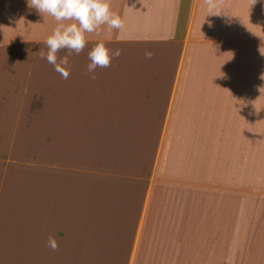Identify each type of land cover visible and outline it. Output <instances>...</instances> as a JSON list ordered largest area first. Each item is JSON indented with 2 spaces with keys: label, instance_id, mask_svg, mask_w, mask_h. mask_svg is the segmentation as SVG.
Returning a JSON list of instances; mask_svg holds the SVG:
<instances>
[{
  "label": "crops",
  "instance_id": "1",
  "mask_svg": "<svg viewBox=\"0 0 264 264\" xmlns=\"http://www.w3.org/2000/svg\"><path fill=\"white\" fill-rule=\"evenodd\" d=\"M108 2L64 79L57 21L0 0V264H264V0Z\"/></svg>",
  "mask_w": 264,
  "mask_h": 264
},
{
  "label": "clouds",
  "instance_id": "2",
  "mask_svg": "<svg viewBox=\"0 0 264 264\" xmlns=\"http://www.w3.org/2000/svg\"><path fill=\"white\" fill-rule=\"evenodd\" d=\"M29 4L35 7L39 13L52 16L57 25L52 33L46 38L47 53L41 52L54 70L64 79L69 77L68 56L73 52L80 53L86 45L85 33L96 32L99 34L100 26L107 25L109 30L117 32L124 30L123 19L111 11L108 0H28ZM211 6V5H210ZM73 20L77 23L65 24L63 21ZM60 49L67 50L68 55L57 62L56 53ZM121 54L120 49L110 50L104 42L97 43L89 52L90 63L87 71L92 79H95L94 71L97 67L107 68L111 60ZM145 56L151 58L152 52L146 51ZM48 246L55 250L58 243L55 237L48 238Z\"/></svg>",
  "mask_w": 264,
  "mask_h": 264
},
{
  "label": "rangeland",
  "instance_id": "3",
  "mask_svg": "<svg viewBox=\"0 0 264 264\" xmlns=\"http://www.w3.org/2000/svg\"><path fill=\"white\" fill-rule=\"evenodd\" d=\"M73 164L78 165L80 168L83 169V161H81L80 163H73ZM67 181L69 182L70 185L61 184L62 179H56V178L54 179V182L51 181L50 183L48 182V185L46 187H47L49 202H55V203L69 202L70 205L74 204L75 202L76 203L83 202L81 201L83 200V177L77 179H68ZM72 182H77V184L73 186L71 184ZM79 183L82 184L79 185ZM69 187H70V191L72 192V193L70 192L71 199H69V197L65 195L66 192H69L68 189Z\"/></svg>",
  "mask_w": 264,
  "mask_h": 264
}]
</instances>
